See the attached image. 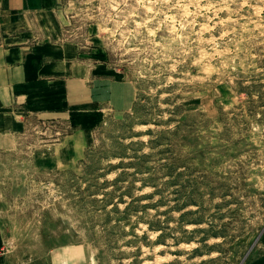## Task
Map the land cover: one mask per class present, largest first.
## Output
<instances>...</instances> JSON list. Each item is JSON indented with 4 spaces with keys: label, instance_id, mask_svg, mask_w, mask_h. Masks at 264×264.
<instances>
[{
    "label": "rangeland",
    "instance_id": "374dc122",
    "mask_svg": "<svg viewBox=\"0 0 264 264\" xmlns=\"http://www.w3.org/2000/svg\"><path fill=\"white\" fill-rule=\"evenodd\" d=\"M23 25L73 71L15 102L0 264H264V0H61Z\"/></svg>",
    "mask_w": 264,
    "mask_h": 264
},
{
    "label": "crops",
    "instance_id": "0c3cea01",
    "mask_svg": "<svg viewBox=\"0 0 264 264\" xmlns=\"http://www.w3.org/2000/svg\"><path fill=\"white\" fill-rule=\"evenodd\" d=\"M61 0H0V149L13 146L15 132L21 122L14 116L15 102H19L30 83L42 75H68L69 45H38L28 47L21 37L26 32L23 21L33 14H51ZM53 50L54 54L47 51ZM73 74V72H72Z\"/></svg>",
    "mask_w": 264,
    "mask_h": 264
}]
</instances>
